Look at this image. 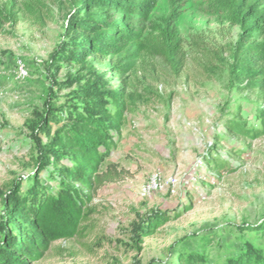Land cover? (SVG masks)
<instances>
[{"label": "rangeland", "instance_id": "374dc122", "mask_svg": "<svg viewBox=\"0 0 264 264\" xmlns=\"http://www.w3.org/2000/svg\"><path fill=\"white\" fill-rule=\"evenodd\" d=\"M75 1L0 0V10L12 3L14 14L8 23L2 18L0 30L1 183L33 171L25 122L47 96L48 63L66 41ZM208 2H177L178 73L162 58L134 51L90 58L110 88L129 96L126 124L105 167L114 166L118 178L99 189L82 236L53 243L31 264H177L180 253L226 264L247 244L264 251V134H255L264 130V92L232 81L228 52L240 29L213 14ZM169 12L170 0H159L150 23L160 24ZM68 76L89 79L90 73L63 65L58 78ZM175 210L178 219L142 239L140 251L133 247V224L148 213Z\"/></svg>", "mask_w": 264, "mask_h": 264}, {"label": "trees", "instance_id": "16d2710c", "mask_svg": "<svg viewBox=\"0 0 264 264\" xmlns=\"http://www.w3.org/2000/svg\"><path fill=\"white\" fill-rule=\"evenodd\" d=\"M158 2L76 0L73 4L64 27L66 41L48 63L52 72L47 96L25 122L33 171L6 184L0 182V264L37 263L53 243L73 240L87 230L99 189L118 178L114 166L105 167L117 148L114 136L122 133L129 112V96L110 88L90 58L134 51L160 57L178 73L182 68L177 34L180 6L178 0H170L169 14L160 24H152L149 20ZM207 5L213 14L240 29L228 52L232 81L244 91L264 92V39H258L264 31V0H209ZM12 6L0 10V30L2 18L12 21ZM26 10L39 16L33 6ZM63 65L79 67L90 77L68 76L61 81L58 72ZM66 90L70 92L62 102L59 93ZM260 120L264 125V110ZM255 134L262 135L264 130ZM205 161L211 164L212 159ZM190 208L185 206V210ZM180 214L179 210L154 211L141 217L132 226L133 247L140 251L142 239L153 237ZM177 260V264H207L200 254L180 253ZM226 264H264V251L247 244L240 256L227 259Z\"/></svg>", "mask_w": 264, "mask_h": 264}]
</instances>
